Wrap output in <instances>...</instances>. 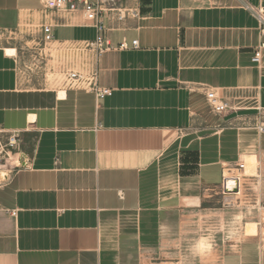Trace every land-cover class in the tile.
<instances>
[{
	"label": "crops",
	"instance_id": "0c3cea01",
	"mask_svg": "<svg viewBox=\"0 0 264 264\" xmlns=\"http://www.w3.org/2000/svg\"><path fill=\"white\" fill-rule=\"evenodd\" d=\"M124 1L138 16L108 20L106 34L138 44L99 57L112 92L97 101L22 85L4 51L14 45L0 44V133L23 154L0 180V264H167L156 256L206 196L264 201V48L251 60L264 0ZM21 2L0 0V26L24 22L34 6ZM82 21L53 33L94 38ZM205 90L231 108L212 113Z\"/></svg>",
	"mask_w": 264,
	"mask_h": 264
},
{
	"label": "built area",
	"instance_id": "2783aa9c",
	"mask_svg": "<svg viewBox=\"0 0 264 264\" xmlns=\"http://www.w3.org/2000/svg\"><path fill=\"white\" fill-rule=\"evenodd\" d=\"M37 3L38 7L25 10L27 18L25 17L23 25L0 26V44L14 45L15 53L11 56L15 59V72L22 85L49 88L56 96H65L67 90L89 92L93 94L95 101L109 96L111 89L98 83L99 57L107 50L136 48L138 42L137 39L128 42L125 38L112 42L106 34L107 21L113 19L122 22L126 18H135L138 10L127 6L124 0H37ZM32 14L37 15L36 24L32 23ZM76 15L83 17L80 24L95 29L94 38H56L54 28ZM259 18L264 25V17ZM261 32H264V27ZM263 48L264 43L255 48L251 58L253 62H259ZM204 96L206 105L214 114L231 108L213 90H205ZM259 130L264 131V123L259 126ZM3 139L0 140V158L11 161V167L5 169L10 173L18 166V136L9 134ZM2 166L5 165H0ZM237 167L243 168V164H238ZM226 170L230 171L229 168ZM227 178L224 176L223 182ZM259 207L264 210V201L260 202Z\"/></svg>",
	"mask_w": 264,
	"mask_h": 264
},
{
	"label": "rangeland",
	"instance_id": "374dc122",
	"mask_svg": "<svg viewBox=\"0 0 264 264\" xmlns=\"http://www.w3.org/2000/svg\"><path fill=\"white\" fill-rule=\"evenodd\" d=\"M21 4L36 7L35 1H22ZM31 19L36 24L37 15L32 14ZM81 32L58 29L54 35L63 38L81 35ZM3 137L5 135L0 133V140H4ZM22 155H19L18 165ZM11 164L0 158V165H5L0 167V180L8 176L5 169ZM227 201L220 192L206 196L199 208L182 216L178 234L164 243L162 254L156 258L161 256L167 264H264V210L251 197L232 199L231 205L226 204ZM246 221L258 223L257 235L244 234Z\"/></svg>",
	"mask_w": 264,
	"mask_h": 264
},
{
	"label": "bare ground",
	"instance_id": "6f19581e",
	"mask_svg": "<svg viewBox=\"0 0 264 264\" xmlns=\"http://www.w3.org/2000/svg\"><path fill=\"white\" fill-rule=\"evenodd\" d=\"M5 52H6V54L11 55V54H14L15 53V49L12 48V47H5ZM245 170L248 173H251L252 171H254L253 165H252V163L249 160H246V168H245ZM8 175H9V173H8ZM227 177L228 178H233L232 176L231 177L230 176H227ZM234 185H235L234 181H228L227 182V186L229 188L234 187ZM235 194H236V192H235ZM226 204L231 205L232 204V201L228 200ZM258 206H260V204ZM257 225H258V223L255 222V221H246L245 224H244V231H243L244 234L245 235H254L255 236V234L257 233Z\"/></svg>",
	"mask_w": 264,
	"mask_h": 264
},
{
	"label": "water",
	"instance_id": "95a60500",
	"mask_svg": "<svg viewBox=\"0 0 264 264\" xmlns=\"http://www.w3.org/2000/svg\"><path fill=\"white\" fill-rule=\"evenodd\" d=\"M228 181H234V183H235L234 187L229 188L227 186V182ZM223 184H224V192L231 193V192L238 191V188H237L238 181H237L236 178H227V179L224 180Z\"/></svg>",
	"mask_w": 264,
	"mask_h": 264
}]
</instances>
